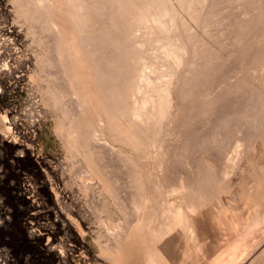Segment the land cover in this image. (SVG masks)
Masks as SVG:
<instances>
[{
    "label": "rangeland",
    "instance_id": "obj_1",
    "mask_svg": "<svg viewBox=\"0 0 264 264\" xmlns=\"http://www.w3.org/2000/svg\"><path fill=\"white\" fill-rule=\"evenodd\" d=\"M14 1L0 4V264H82L78 253L66 250V246L78 244V234L87 248L83 256L88 264H117L118 242L125 234L134 235V240L136 234L146 232L140 219L148 211L159 212L156 200L170 202L168 206L174 209L191 205L190 210L204 212L198 211L200 220L209 219L208 226H203L207 228L198 230L201 236L192 233L185 244L186 264L249 262L254 245L262 240L259 247L264 244V0L233 2L230 10L220 4L212 18L203 22L199 18L203 27L218 19V28L211 22L213 33L202 35L199 29L197 38L195 32L193 42H200L195 49L206 50H201L200 68L192 70L189 80L184 78V67L176 69L167 56V50L174 49V40L181 39L179 21L159 32V27L143 23L138 16L135 20L136 14L134 19L132 14L121 19L115 6L107 3L96 14L93 27L79 34L83 38L76 37L81 50L68 52L72 36L66 24L55 28L36 19L26 1L21 9ZM243 11L249 21H244ZM99 25L110 28L101 45V36H96ZM14 31L21 32V37L14 36ZM196 50L191 60L196 59ZM79 54L92 61V74L98 82L91 90L100 97L95 93V102L104 100L113 120L102 104L98 111L89 104V112H93L89 115L81 108V98L71 91L68 77L77 72ZM139 73L150 78L174 75L167 92L170 112L159 126L162 130L157 129V114L142 113L151 116L146 119L152 123L143 133L152 144L159 139L161 145L151 144L150 150L155 152L150 151L149 156L141 148L129 147L126 138L116 134L126 132V136L134 128L128 121L135 101L142 112ZM120 121H125L122 129L117 128ZM152 132L159 138L151 137ZM141 197L146 200L143 206ZM209 223L223 232L232 253L222 251L229 247L222 239L221 253L217 249L216 254L224 252V256H209L214 227ZM257 258L255 264H264V253Z\"/></svg>",
    "mask_w": 264,
    "mask_h": 264
},
{
    "label": "bare ground",
    "instance_id": "obj_2",
    "mask_svg": "<svg viewBox=\"0 0 264 264\" xmlns=\"http://www.w3.org/2000/svg\"><path fill=\"white\" fill-rule=\"evenodd\" d=\"M24 4V1H26L27 5L29 7H32L35 10V15H36V19L42 21L44 20V22H50L53 26H55V28H58L60 25L62 24H66V30L67 33L70 34L72 36V38L70 39L69 43L66 46V50L68 52H77V50H81L82 46L79 44V41L77 42L76 37H82L83 38V34L84 31L86 29V27H89L90 25L94 24V21L96 23V19L95 16H97L96 14L99 11H102L104 6V4L106 5L107 3H111L113 5V8L115 6V8L117 9V13H118V17L120 16L121 19L125 20L127 19V17H130V15L132 14V18H133V14H136L135 16V20L138 16V18H140L139 20H143V23H150L151 25H154L156 28L159 27V32H160V28H166L165 30L167 31L168 27H172V25L175 23H177V21H179V24L181 26L182 29H180L179 26V31L182 30V35H181V43L179 44V41H176V44L174 45V49H166L167 50V56L169 57V59H171L172 64L174 67H176V69L181 65L184 67V78H189L190 76H192L191 72L192 70H194L195 67L199 66L198 62L201 59V56L203 55V51H201L202 49L204 50V47L199 48L200 51L197 52V50L195 48H198L197 44H199L200 42H193L194 37L196 36L197 32L199 33V35L201 33H204L202 35H207V33L210 31H212L213 33V24L217 27L216 23L218 21L215 20L214 22H212L213 24L208 23L205 24V26H201L203 25V19L207 18H212L213 16V12L216 10V7L220 4L221 6H225V8L227 10H230L228 8H231V6H233L231 3L235 2L238 3L239 1H243V0H15L13 4H15V7L18 9H21V7L23 6L22 4ZM245 1V0H244ZM257 2V1H256ZM4 0H0V4H3ZM244 3V2H243ZM231 4V5H230ZM109 6L108 8H112ZM248 5V4H247ZM108 6V4H107ZM220 6V7H221ZM242 6V5H241ZM20 7V8H19ZM29 7L27 10H29ZM238 8V7H237ZM101 9V10H100ZM223 9V8H222ZM233 9V8H232ZM239 9V8H238ZM25 9V11H27ZM105 10V8H104ZM217 10H219L217 8ZM22 11V12H21ZM20 13L23 15V10H21ZM24 11V12H25ZM33 11V10H32ZM116 11V10H115ZM255 11V10H254ZM103 12V11H102ZM111 12V11H110ZM226 12V11H223ZM101 13V12H100ZM250 13V12H249ZM104 14V13H103ZM242 14V13H241ZM240 14V15H241ZM244 14V11H243ZM100 15V14H99ZM102 15V13H101ZM116 15V14H115ZM103 16V15H102ZM247 13L244 14V21H246L248 19L247 17ZM117 17V18H118ZM251 19V16H249ZM264 17V16H263ZM199 18L202 19L201 25H200V20ZM34 19V20H36ZM113 19V18H112ZM134 19V18H133ZM236 19V18H235ZM260 19V18H259ZM100 20V19H99ZM116 20V18H115ZM118 20V19H117ZM213 20V19H210ZM233 20V19H232ZM257 20V19H256ZM112 21V20H111ZM123 21V20H122ZM122 21H119L122 22ZM235 21V20H234ZM249 21V19H248ZM248 21L246 23H248ZM263 21V19H262ZM102 22V21H100ZM99 22V24H100ZM106 22V21H105ZM124 22V21H123ZM131 24V21H128ZM135 22V21H134ZM133 22V24H134ZM252 22V21H251ZM98 23V22H97ZM103 23V22H102ZM117 23V22H116ZM143 23H141L140 25L142 26ZM225 23V22H224ZM240 23V22H239ZM88 24V25H87ZM104 24V23H103ZM109 25V23H107ZM106 24V25H107ZM111 24H114L111 23ZM110 24V25H111ZM123 24V23H122ZM128 24V23H127ZM146 24V25H147ZM227 24V23H226ZM229 24V23H228ZM238 24V23H236ZM119 25V24H118ZM125 25V23L123 24ZM129 25V24H128ZM127 25V26H128ZM137 25V24H135ZM138 25V26H140ZM149 25V24H148ZM177 25V24H176ZM258 25V24H257ZM97 26L96 24L94 25ZM114 26V25H113ZM120 26V25H119ZM145 26V25H143ZM150 26V25H149ZM148 26V28H149ZM90 26V28H92ZM112 27V26H111ZM129 27V26H128ZM127 27V28H128ZM131 27V26H130ZM129 27V28H130ZM153 27V26H151ZM178 27V26H176ZM246 27V26H245ZM256 27V26H255ZM117 28V27H115ZM122 28V27H121ZM126 28V26H125ZM124 28V31H125ZM132 28V27H131ZM215 28V27H214ZM218 28V27H217ZM237 28V27H236ZM108 27H104V25L102 26H98L97 27V31L99 33V35L96 36H101V40H100V45L104 44V39L102 38V36H104L105 32L107 31ZM110 29V28H109ZM108 29V30H109ZM120 29V28H119ZM117 29V30H119ZM123 29V28H122ZM142 29V28H141ZM140 29V31H141ZM151 29V28H150ZM148 29V30H150ZM172 28H169V31ZM175 29V28H174ZM173 29V31H174ZM202 31L201 33L199 32L200 30ZM254 29V28H253ZM139 30V29H138ZM155 30V29H153ZM163 30V31H165ZM216 30V29H215ZM223 30V29H222ZM252 30V29H250ZM259 30V29H258ZM97 31L95 33H97ZM122 31V30H121ZM137 31V30H136ZM143 31H146L143 28ZM162 31V32H163ZM177 31V29H176ZM197 31V32H196ZM255 31V30H254ZM257 31V30H256ZM87 32V31H86ZM90 32H93V30H90ZM87 32V33H90ZM109 32V31H108ZM107 32V33H108ZM114 32V31H113ZM135 32V31H134ZM157 33V30L155 31ZM154 32V33H155ZM158 32V33H159ZM196 32V34H195ZM236 32V31H235ZM234 32V33H235ZM246 32V31H245ZM11 33V32H9ZM14 33V36L20 38L21 37V32H12V34ZM82 34L79 36V34ZM94 33V32H93ZM94 33V34H95ZM133 33V32H132ZM149 33V32H148ZM169 34V32H167ZM175 33V32H173ZM232 33V32H231ZM238 33H242V32H238ZM249 33V32H248ZM59 34V33H58ZM116 34V32L114 33V35ZM127 34V33H126ZM134 34V33H133ZM136 34V32H135ZM171 34V32H170ZM211 34V33H210ZM216 34V33H215ZM253 34V33H252ZM64 35V34H63ZM88 35V34H87ZM90 35V34H89ZM121 35H123L121 33ZM138 35V32H137ZM154 35V34H151ZM157 35V34H155ZM180 35V33H179ZM195 35V36H194ZM198 35V34H197ZM199 35L197 38H199ZM214 35V34H213ZM217 35V34H216ZM220 35V34H219ZM235 35V34H234ZM241 35V34H238ZM248 35V34H247ZM260 35V32H259ZM94 36V35H93ZM95 36V37H96ZM118 36V35H117ZM130 36V34H129ZM167 36V35H166ZM221 36V35H220ZM222 36L224 37V35L222 34ZM126 37V36H125ZM131 37H133V35H131ZM138 37V36H137ZM150 37V36H149ZM152 37V36H151ZM157 37V36H156ZM162 37V36H161ZM169 37V36H168ZM173 36H171L172 38ZM204 37V36H203ZM231 37V36H230ZM237 37V36H236ZM249 37V36H248ZM263 37V35H262ZM98 38V37H97ZM128 38V37H127ZM159 38V37H158ZM202 37L200 36V39ZM209 38L210 35H209ZM208 38V39H209ZM156 39V38H155ZM154 39V41H155ZM167 39V37H166ZM169 39V38H168ZM173 39V38H172ZM207 39V40H208ZM216 39V38H215ZM220 39V38H218ZM227 39V38H226ZM80 40V39H79ZM163 40L162 38L159 39ZM165 40V39H164ZM212 39H210L211 41ZM120 41V40H119ZM125 41V39H124ZM140 44H141V40ZM157 41V40H156ZM166 41V40H165ZM206 41V40H205ZM223 40H221L220 42H222ZM137 45H138V40L136 41ZM162 42V41H161ZM174 42V43H175ZM158 43V42H157ZM173 43V41H172ZM178 43V44H177ZM230 43V42H229ZM85 44V43H84ZM96 44V43H95ZM121 45L123 44L122 42L120 43ZM119 44V45H120ZM162 44V43H161ZM164 44V43H163ZM226 44V43H225ZM224 44V45H225ZM118 45V46H119ZM143 45V44H142ZM221 45H223V43H221ZM240 45V44H239ZM94 46V45H93ZM139 46V45H138ZM160 48V45H158ZM168 46V45H167ZM84 47V46H83ZM101 47V46H100ZM120 47V46H119ZM129 47V46H128ZM131 47V46H130ZM133 47V46H132ZM140 47V46H139ZM165 47V46H163ZM162 47V48H163ZM200 47V46H199ZM212 47V46H211ZM226 46H223L222 48H224ZM207 48V47H206ZM134 49V48H133ZM136 49V48H135ZM142 49V48H141ZM220 49V48H219ZM239 49V48H238ZM132 50V49H131ZM140 50V49H138ZM196 50V52L194 53V55L196 56V59L191 60V57L193 56L192 53ZM206 50V49H205ZM204 50V52H205ZM240 50V49H239ZM165 51V50H164ZM222 51V50H221ZM82 52V51H80ZM137 52V51H136ZM162 52V51H160ZM201 52V53H200ZM234 52V51H233ZM68 54V53H67ZM87 54V53H86ZM146 54V53H145ZM161 54V53H160ZM159 54V55H160ZM181 54V56H183V58H181L179 55ZM206 54L208 55V53L206 52ZM205 54V55H206ZM206 55V56H207ZM162 57V56H161ZM208 57V56H207ZM206 57V58H207ZM70 58V57H69ZM88 58V57H86ZM83 56H81L79 54V57L76 59V64H75V69L77 70L76 73L69 75L68 79H69V87L71 89V91L73 92L74 96L76 98H81V101L83 104L82 107H84L85 112H87L89 115L92 116L93 112H89L91 110V108L88 107L89 104H91V107L94 111H98L101 104L102 106H104L106 108V110H104L105 108H103V110L106 112L107 114V105H103V101H101V104H99L98 102H95V93L91 90L92 89V85H94V83L96 84V82H98L94 76H93V71L91 70V60L90 59H86ZM164 58V57H163ZM231 58V57H230ZM63 59V58H62ZM205 59V57H204ZM203 59V60H204ZM124 60V59H123ZM135 60V59H134ZM168 60V59H167ZM201 60V61H203ZM94 61V60H93ZM210 61V60H209ZM67 62V61H66ZM96 62V61H95ZM200 63V62H199ZM202 63V62H201ZM68 64V62H67ZM168 64V62H167ZM170 63V65H172ZM214 64V63H213ZM65 65V64H64ZM201 65V64H200ZM216 65V64H215ZM217 66V65H216ZM170 67V66H169ZM173 67V68H174ZM181 68V67H180ZM200 68V67H197ZM216 68V67H215ZM172 69V68H171ZM167 70V69H166ZM201 70V69H200ZM66 71V70H65ZM156 71V70H155ZM172 71V70H171ZM67 72V71H66ZM194 72V71H193ZM72 73V72H71ZM100 73V72H99ZM143 73V72H142ZM157 73V72H156ZM171 73V72H170ZM173 73H174V69H173ZM70 74V73H69ZM154 74V73H153ZM158 74V73H157ZM196 74V71H195ZM199 74V73H198ZM140 75V73H139ZM138 75V76H139ZM176 75V74H175ZM203 75V74H202ZM172 76H174L172 74ZM172 76H168V74L165 73V75L158 76V77H148L145 76V74H141L139 76L140 78V86L137 89L138 90V96L143 99L142 101V112L140 111L141 109L137 107V101L134 102L137 104L136 106L132 105L134 108V110L130 111L133 112V114H130L132 116L131 119H129L128 124L129 126H134V128L132 129V131H129L128 129V134L126 136H124V134L126 133H118L116 132V134H118L120 137L123 136L126 138V144L134 149H138L141 148L142 149V153H146L147 156H149L150 154V149H151V144H152V140H149V136L145 135L143 133V130L145 131V129H147L145 126L150 127V125L152 126V123L146 119V117H150L154 116L155 114H157L156 116L159 120V122L157 120L156 121V125H157V129L159 130V126L161 124H163L162 121H164L168 116H169V112H170V104L169 103V98L170 95L167 93L170 90L169 86L172 82ZM195 76V75H194ZM201 76V75H200ZM98 78V77H97ZM137 78V76L135 77ZM129 79V77H128ZM133 79V78H132ZM189 80V79H188ZM192 80V79H191ZM129 81V80H128ZM195 81V80H194ZM127 82V81H126ZM188 83V82H187ZM191 84V83H190ZM189 84V86H190ZM98 85V83H97ZM139 85V84H138ZM188 85V84H187ZM123 86V85H122ZM120 87V86H119ZM138 87V86H137ZM123 88V87H122ZM118 89V88H117ZM187 89V87H186ZM185 89V90H186ZM113 90V89H112ZM121 90V89H120ZM115 91V90H114ZM112 92V91H111ZM136 92V91H135ZM109 93V91L107 92ZM97 96L99 97V93H96ZM114 94V92H113ZM119 94V93H118ZM167 94L169 95V97L167 96ZM109 96V95H108ZM136 96V95H135ZM137 96V97H138ZM113 97V96H112ZM100 98V97H99ZM109 98V97H108ZM114 98V97H113ZM78 99V102H79ZM104 99L103 95L102 98ZM100 99V100H101ZM67 100V99H66ZM116 100V99H115ZM117 101V100H116ZM119 101V99H118ZM141 102V101H140ZM171 102V101H170ZM106 104V103H104ZM108 104V103H107ZM121 104V103H120ZM141 104V103H140ZM118 105V104H117ZM123 105V104H122ZM130 105V104H129ZM128 105V106H129ZM101 106V108H102ZM140 106V105H139ZM112 107V106H111ZM120 107V105H119ZM126 107V106H125ZM86 108V109H85ZM100 108V109H101ZM118 108V107H116ZM83 109V108H82ZM112 110V108H110ZM110 109H108L110 111ZM122 109V108H120ZM114 111V110H113ZM116 111V109H115ZM129 111V110H128ZM144 111H149V113L151 114V116H146L144 117V115L142 114ZM160 111V112H159ZM117 112V111H116ZM116 112L114 113V116L116 114ZM123 112V111H122ZM123 114V113H122ZM153 114V115H152ZM109 116V113L107 114ZM148 115V113H147ZM113 116V115H112ZM127 116V115H126ZM84 117V116H83ZM125 117V116H124ZM108 118V117H107ZM114 118V117H113ZM116 118V117H115ZM118 118V117H117ZM120 118V116H119ZM149 118V119H150ZM153 118V117H152ZM3 119V118H2ZM110 119V116H109ZM5 120V119H4ZM113 120V119H110ZM117 120V119H116ZM152 121H154L152 119ZM113 122V121H112ZM125 121H123L124 123ZM2 123V120L0 119V124ZM107 123V122H106ZM119 123V120H118ZM122 121H120V125L117 126L121 128V124ZM147 123L149 125H147ZM154 123V122H153ZM158 123V124H157ZM12 125H14V128L17 126V122L12 121L11 123ZM111 124V123H109ZM116 124V123H114ZM125 124V123H124ZM80 125V124H79ZM3 126V125H2ZM107 126V125H106ZM116 126V125H114ZM162 126V125H161ZM18 127V126H17ZM112 127V126H111ZM110 127V128H111ZM123 128H125L126 126H122ZM156 127V126H155ZM106 128V127H105ZM132 128V127H131ZM79 129V128H78ZM112 129V128H111ZM122 129V128H121ZM150 128H148L149 131ZM153 129V127H152ZM151 129V130H152ZM154 128L153 132H155ZM17 130V129H16ZM81 130V129H79ZM109 130V129H108ZM119 130V129H118ZM162 129H160L159 131H161ZM116 131V130H115ZM122 131V130H121ZM6 132V131H5ZM152 132V133H153ZM158 132V131H156ZM147 133V130H146ZM160 133V132H159ZM154 134V135H153ZM151 134L152 136H156L157 138L158 135H155V133ZM117 135V136H118ZM19 136V134H18ZM74 136V135H73ZM118 136V137H119ZM160 136V135H159ZM20 137V136H19ZM111 137V136H110ZM155 137V138H156ZM154 138V139H155ZM156 138V139H157ZM165 138V137H163ZM3 139V138H2ZM119 139V138H118ZM123 139V138H122ZM6 140V139H5ZM120 140V139H119ZM124 140V139H123ZM154 141V140H153ZM4 142V141H2ZM159 139L158 141H154L153 142V147L155 145H158L159 143ZM16 144V143H15ZM160 144V143H159ZM11 145V144H10ZM159 146V145H158ZM161 146V145H160ZM159 146V147H160ZM157 147V146H156ZM158 147V148H159ZM157 148V149H158ZM162 148V147H161ZM131 151V150H130ZM136 151V150H135ZM153 151V150H152ZM151 151V152H152ZM159 151V150H157ZM155 152V151H153ZM161 152V151H160ZM131 154V153H130ZM156 154V153H155ZM143 156L145 154H142ZM164 155V154H163ZM132 156V154H131ZM129 157V156H128ZM146 157V156H145ZM137 158V157H136ZM147 158V157H146ZM138 159V158H137ZM136 159V160H137ZM134 161V160H133ZM135 164V163H134ZM141 165V164H140ZM149 184V183H148ZM139 186V185H138ZM178 188V187H177ZM180 188V187H179ZM183 187H181L182 189ZM143 192V191H142ZM197 196V195H196ZM199 196V195H198ZM143 197V196H142ZM141 197V198H142ZM156 200V199H155ZM145 199H141L140 200V205H144L145 203ZM194 201V200H193ZM156 203H158V205L160 206L159 208V212L157 213L155 210L153 211H148V214L146 212L145 217L143 218V220L140 219V222H142V226L140 227H145L146 232L144 231V233L142 232V234H136L135 238L133 240L134 235H130V234H125L124 239H122V237L120 239H122V242H118L120 243V245L118 244V246L116 247L117 251L114 253V257H115V261L117 264H186V251H185V244L190 240V238L192 239V233H195L196 235L200 233V231L198 232L199 229H201L203 226H208V220L207 221H203L201 218L200 220V216L198 215V211L201 209H198V211L194 210L193 211V207H191L192 210H190V206L186 208L185 207H176L175 209L172 206H168V204L170 203H166L163 200L162 201H155ZM191 202V201H190ZM188 202V203H190ZM172 204V203H170ZM187 205V204H186ZM201 205V204H200ZM199 206V205H198ZM205 210V209H204ZM194 212V213H193ZM195 212L197 214H195ZM202 212V211H201ZM204 215V212H202ZM145 214V213H144ZM141 214V215H144ZM206 216V215H205ZM208 218V217H207ZM68 220V219H67ZM212 221V220H211ZM69 222V221H68ZM71 222V221H70ZM139 222V220H138ZM210 222V221H209ZM214 224V223H213ZM209 223L210 225H213ZM69 225V224H67ZM65 225V226H67ZM72 225V224H71ZM137 225V223H136ZM214 226V225H213ZM68 227V226H67ZM214 226L212 229V234H211V240L210 243H208L210 246L207 247L208 248V253L209 256L211 255H218V258H222L221 256H224V252L227 250V252H231L229 251V249L231 248V246H229V240L226 243V239L225 237L222 238V231L218 230L217 227ZM66 228V227H65ZM136 228V227H135ZM203 228H207V227H203ZM210 228V227H209ZM67 229H70L69 227ZM143 229V228H142ZM71 230V229H70ZM77 230V228H76ZM143 231V230H142ZM202 231V229H201ZM73 232V231H72ZM133 232V231H132ZM197 232V233H196ZM203 232V231H202ZM124 233V232H123ZM207 233V232H206ZM205 234V233H203ZM124 235V234H123ZM122 235V236H123ZM197 235V236H198ZM195 236V235H193ZM201 236V234L199 235ZM204 235H202V238ZM120 237V236H119ZM198 238V237H197ZM200 238V237H199ZM202 238H200L202 240ZM138 239V240H136ZM224 241H223V240ZM76 242L78 244L76 245H68L66 246V250L68 252H76L79 254V257L81 259L82 264H88V260L85 256H83V253L85 252V249H87L85 247V245L83 244V241L81 240V235L79 236L78 234V238L76 237ZM80 240V242H79ZM142 240V241H141ZM200 241V240H199ZM205 241V240H204ZM203 241V242H204ZM221 241H223V245H228V249H223L222 251H224L222 253V255L220 256L219 253L216 251L217 249H219L218 247H220V243ZM260 241V240H259ZM263 241V240H262ZM258 242L256 243L254 246H256V250H252L254 251L250 257V259L248 258L247 260L249 262H245V261H240L243 263H239V264H255L256 263V259H258L257 257H259V255H261L262 253H264V249L262 250L261 248L264 246V244L259 247V245L262 243ZM222 245V247H224ZM226 247V246H225ZM236 247V246H235ZM260 248V249H259ZM50 249V248H49ZM221 249V247H220ZM219 249V250H220ZM234 249V247H233ZM259 249V250H258ZM87 251V250H86ZM62 253V252H61ZM221 253V250H220ZM232 253V252H231ZM65 254V253H64ZM85 254V253H84ZM87 254V253H86ZM229 254V253H227ZM225 253V255H227ZM66 255V254H65ZM202 256V255H201ZM215 256H212L213 258ZM230 256V254H229ZM198 257V256H197ZM211 257V258H212ZM216 258V257H215ZM217 258V259H218ZM245 258V257H244ZM94 260V257H93ZM96 260V258H95ZM214 260V259H213ZM216 260V259H215ZM219 260V259H218ZM260 260V259H259Z\"/></svg>",
    "mask_w": 264,
    "mask_h": 264
}]
</instances>
